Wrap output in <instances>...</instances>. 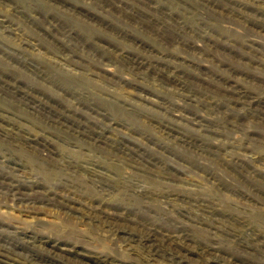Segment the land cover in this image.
Listing matches in <instances>:
<instances>
[{
	"label": "rangeland",
	"instance_id": "obj_1",
	"mask_svg": "<svg viewBox=\"0 0 264 264\" xmlns=\"http://www.w3.org/2000/svg\"><path fill=\"white\" fill-rule=\"evenodd\" d=\"M0 264H264V0H0Z\"/></svg>",
	"mask_w": 264,
	"mask_h": 264
},
{
	"label": "bare ground",
	"instance_id": "obj_2",
	"mask_svg": "<svg viewBox=\"0 0 264 264\" xmlns=\"http://www.w3.org/2000/svg\"><path fill=\"white\" fill-rule=\"evenodd\" d=\"M127 232V231H126ZM205 250V249H204Z\"/></svg>",
	"mask_w": 264,
	"mask_h": 264
}]
</instances>
